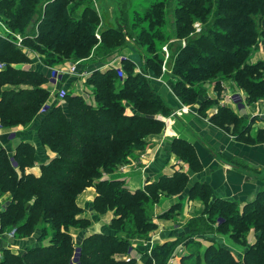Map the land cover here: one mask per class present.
Segmentation results:
<instances>
[{
  "label": "trees",
  "instance_id": "trees-1",
  "mask_svg": "<svg viewBox=\"0 0 264 264\" xmlns=\"http://www.w3.org/2000/svg\"><path fill=\"white\" fill-rule=\"evenodd\" d=\"M199 1L182 0L180 6L193 8V12L215 11L194 32L189 12L175 19L171 30L164 12L153 10L144 16H133L124 6L115 25L98 27L101 16L92 6V0H77L75 4L71 3L76 0H0V17L21 33L24 44L37 52L43 62L34 68L14 66L31 62L33 58L0 35V63H4L0 68V123L3 127L27 126L38 115L36 131L40 144L57 152L54 158L47 156V161L41 163L42 171L37 176L25 171L26 166L37 161L30 142L23 141L12 153L0 150V195L7 190L11 194V199L0 209L2 229L14 228L21 235L40 232L42 238L50 236L49 243L30 246L23 252L3 249L0 264H72L76 247L81 249L80 264L134 263L112 256L129 247L130 237H145L151 229L147 192L131 191L120 180L95 179L104 171L113 172L133 147L144 145L145 136L163 128V121L153 114L167 115L171 109L152 87L148 76L163 73V43L175 39L169 44L170 71L163 73V77L184 103L200 100V109L205 111L214 100L206 97L203 83L215 82L221 90L222 79L235 81L247 94L248 101L264 98V60L248 61L251 46L258 48L264 39V0H207L205 4ZM152 6L164 7V4L156 2ZM222 9L233 12L221 18L217 11ZM218 26H223L225 32ZM237 43L243 45L235 46ZM126 48L139 53L141 72L134 71L136 63L123 53ZM117 53L122 54V76L119 67L109 65L106 69L94 67L88 78L96 86V105L68 91L62 101L47 102L50 93L43 87L48 81L45 65L79 59H87L85 64L102 65ZM128 104L133 108L132 114L126 112ZM213 120L223 127L234 124L235 134L241 139L259 141L249 135L250 125L245 117L230 107L222 106ZM180 154L191 164H197L194 152L187 145ZM17 170H21L20 174ZM185 182L186 176L176 173L170 179L149 185L147 191L156 198L161 190L169 193L181 190ZM90 185H95L99 193L95 202L99 211L116 209L119 217L114 227L118 234H94L84 243L75 244L69 227L87 222L76 217L81 212L77 197ZM120 186L123 193H112ZM205 194L207 201L210 193ZM218 206L225 208L221 212L237 213L238 219L230 217L229 222L244 230L252 222L255 241L249 244L244 239L243 252L239 255L216 241L204 247L197 240L188 241L191 247L181 256V264H264V189L234 213L232 208H237L238 203L214 198L206 211L189 219L190 235L215 233L225 227L226 221L215 227L208 216L220 213ZM62 226L64 231L60 229ZM186 238L156 244L144 251L143 264H168Z\"/></svg>",
  "mask_w": 264,
  "mask_h": 264
},
{
  "label": "crops",
  "instance_id": "crops-1",
  "mask_svg": "<svg viewBox=\"0 0 264 264\" xmlns=\"http://www.w3.org/2000/svg\"><path fill=\"white\" fill-rule=\"evenodd\" d=\"M166 54L162 65L163 73H165L168 58V53ZM131 58L139 67L141 57L138 53L133 52ZM258 59L264 60V39L258 47L256 60ZM35 64L37 65L36 62ZM94 65L96 64H85L86 67L83 70L90 72ZM14 66L32 68L34 63L21 62ZM106 67L107 65H102L101 69H106ZM163 73L148 75L152 87L171 109L167 115H158L164 123L163 128L159 132H151L145 136V143L142 147H133L126 160L117 165L116 175L103 178V180L107 178L120 180L131 191L144 190L149 197L147 212L151 218V229L145 237H130L129 247L115 252L112 256L116 260H132L133 264H143L142 253L151 250L156 244L187 235V221L203 213L206 202L205 193H210L211 199L220 198L244 204L258 191L264 189V141L249 142L241 139L231 132L230 125L223 127L213 120V116L222 106L230 107L239 115H243L246 122L248 118L250 120L256 119V116L264 117V98L255 101L246 100V109L238 110L236 103L239 100L236 94L242 89L235 81L222 79L221 90L217 89L215 82L207 81L203 83L206 97L214 101L205 111H202L200 100L196 104L183 103L167 84ZM58 81L70 86L74 78L65 74ZM52 82L48 81L50 84ZM245 96L247 97L246 93ZM90 97L83 94L88 104L96 105L95 96H92V99ZM126 111L128 114L133 113L129 105ZM38 118L37 115L27 126L3 127L0 123V150L4 149L7 153H12L23 141L30 142L36 151L37 161L32 166L25 167V171L37 176L41 174V163L47 161V156L50 159L57 155V152L50 148L45 149L40 144L36 131ZM257 123L260 129L264 128L263 118H258ZM252 127L249 132L252 131ZM185 145L194 152L198 160L197 164H191L180 154L183 147L185 149ZM17 171L19 173L21 170ZM176 173L186 176V182L181 190L175 193L161 190L156 198L148 193L149 185L164 178L170 179ZM1 193L3 194L0 195L2 202L0 209L11 199L9 190ZM98 195L96 186L90 185L77 197L82 213L81 218L87 222L71 227L70 233L75 244L82 241L84 243L94 234H118L114 227L115 220L119 217L116 209L109 207L104 212L99 211L95 207ZM10 231V229H2L0 221V255L5 248L17 253L25 251L30 246L50 242V237L42 238L40 232H34L31 235H21L15 232L11 235ZM230 237V235L221 234L215 239L238 255L243 247L241 249V245L233 242ZM177 248L181 250H176L173 257L175 255L177 257H171L173 260L170 259L168 264H181L179 259L188 252L184 253L188 247L183 242Z\"/></svg>",
  "mask_w": 264,
  "mask_h": 264
},
{
  "label": "rangeland",
  "instance_id": "rangeland-1",
  "mask_svg": "<svg viewBox=\"0 0 264 264\" xmlns=\"http://www.w3.org/2000/svg\"><path fill=\"white\" fill-rule=\"evenodd\" d=\"M181 1L182 0H92V6L97 9L98 13L101 16V21H100L98 27H103V26H106V25H115L116 24V19L118 17H120V10L124 6H126L128 8L130 14L133 15V16L137 15V14H139L141 16H144L145 14L146 15L150 14L153 10H156L158 12L159 11L164 12L165 16H166V22H167L166 24L168 25L169 29H171L172 27L174 28V25H175L174 20L175 19H178L179 17H181V15H185L184 13L189 12L188 16L190 17V19H192L193 26L195 27V31L194 32H198L200 30V27L205 23V21L207 19H210L215 14V11L213 9L210 12L203 11V12L200 13L199 10H195L193 12V8L180 7L181 6ZM185 1L187 2L188 0H185ZM195 1H199V0H195ZM156 2L157 3L158 2H162L164 4V7H153L152 5L154 3H156ZM199 2L201 4H205V3H207V0H200ZM75 3H77V0H76V2L71 3V4H75ZM184 10H185V12H183ZM232 12H233V10L222 9V11H217V14L221 18H224L225 16L231 14ZM0 16H1V14H0ZM0 21H1L0 22V32L3 34V36L5 38L13 41L16 44L15 37H14L15 35L13 33H18L19 34L20 32L18 30H16V29L10 28L4 22L3 18H1V17H0ZM218 27H219L220 31L225 32V29H224L223 26H218ZM173 28L171 30H173ZM194 32L192 31L191 35ZM96 33L99 34L100 38H98V37L97 38L100 41V39H101L100 32L97 31ZM23 39H24V37H23ZM174 41H175V39H171L168 42L162 44V51H163V62H162V65L164 63V56H165L166 52L168 53V58H167L165 72H167L169 70L168 61L170 59V54H171L170 48H169V44L174 42ZM177 42L178 41H176L175 43H177ZM183 42H186V41L184 40ZM238 45H243V44H241V43L235 44V46H238ZM17 46L20 47L21 45L20 46L17 45ZM251 47H252V50H251L249 59L245 58V57H244V59H248V61H250L251 63H256L257 62L256 59L258 58V48L255 45L251 46ZM21 48L24 51H26L27 54L30 55L33 58V61H31V62L34 63V66L32 68L37 67L35 62L36 63H40V64L43 63L42 60H41V57L38 55V53L33 51L28 45L24 44V41H23V44H22ZM123 53L129 55L130 57L133 55V51L130 50L129 48H126ZM138 55H139V53H138ZM159 55H161V54H159ZM85 60H87V59H84V60L83 59H79V60H76V61L67 60V61H64V62H61V63H57L55 65H45L44 66L48 70V81H51V82L53 81L51 84L48 83V81L43 83V87L47 88L49 93H50L49 96H48V101H47L48 103H50L51 101H54L56 99H60L62 101V99L64 97V96H61L62 90H64L65 93L68 91L72 95H80L82 97H83V94L89 95V96H91L90 98L92 99L93 98L92 96L95 95L94 92H95L96 86L95 85L93 86L92 83H89L88 82V78H89V76L92 73V69H95L96 67L98 68L100 66V68H101L102 65L103 66L114 65V66L119 67L118 71H119L120 76L123 75V70H122V65H121L122 64V62H121L122 61V54L121 53H117V54L111 56L110 59H108V61L105 64H102V65H99V64H96V63H90V65L91 64H96V65L93 66L95 68H92L90 70V72L86 71V70H83L84 67H86L85 66V62H86ZM27 63L28 62H25L24 64H27ZM71 64L75 65L76 73H73V74L70 75V73L68 72V67ZM87 64H88V62L86 63V65ZM52 68H56V69H59L61 71V75L59 76L58 79H52L50 77ZM134 71L135 72L136 71L137 72H141V67L140 66L137 67V64H136V69ZM65 74L68 75V76H71L72 78H74V82L70 86L63 85L64 83L62 84V81H58V80H60L62 78V76L64 77ZM170 75H171V72L169 73V76ZM239 92L241 94L245 95V91L243 89H242V91L239 90ZM245 98H246V96H245ZM95 101H96V99H95ZM122 102L125 104V103H127V100L124 99ZM130 104L133 105L132 103H130ZM185 104H187V103H185ZM194 104H196V102ZM131 105H129V107H132ZM245 109H246V107L243 110H245ZM126 110H127V108H126ZM159 114H162V113L153 114V117L158 118ZM256 117H255L256 119H250L249 120V118H248V121L247 122L245 121L246 123H249L251 125V127L253 126L252 127V131L249 132V135L251 137H253L254 139H256V140L264 141V128L260 129V126H258V123H257V119L258 118H263L264 119V117L263 116H260V117L256 116ZM234 127H235L234 124L230 125V130H231V132L233 134H235V130H234L235 128ZM186 160L188 161L189 159H186ZM26 167H30V166H26ZM117 169H118V167H116L113 172H110L109 170L104 171L103 174L101 176L97 177L95 180L96 181H100V180H103L104 177H108V178L113 177L114 175H116L115 171ZM123 186L125 187V185H123ZM122 189H123L122 186L117 187L115 190H112V193H123ZM203 189H205V188H203ZM81 193H83V191ZM212 201H213V199H211L210 196L207 197V201L205 202L203 212L208 209V206L212 203ZM1 203L2 202L0 201V204ZM243 205L244 204L238 203V207L237 208L233 207L231 212L234 213V211H236V209L242 210L243 209ZM223 209H225V208H222V207L218 206V211H220V213L218 212L216 214H212V213L208 214V216L211 217L212 223H214L215 227H217L218 223L221 222V221H226L227 222L225 224V227L222 230H217L218 228H216L217 231L215 233H209V234H203V235H190L189 228L187 226V223H188V221H187L186 228H187L188 232H187V235H183V236L185 238L187 236L188 239L186 238L183 241V243L187 244V243H189V242H191L193 240H195V241L197 240L200 243V247H204L206 244H208L209 241H216V242L220 243L215 238H218V235H221V234L222 235H227V236L230 235L231 236L230 238H232L231 240L233 242L239 243L241 245V249H242V247H244V244L242 243L244 239H247V242L249 244L253 243L255 241V233H254V227L252 225V222H250L251 226H248L249 229L247 228L248 230L247 229L244 230V227L239 226L236 223L229 222V220L231 218L232 219H238L237 218V216H238L237 213H234V215H230L228 213L221 212ZM81 214H82L81 212L77 213L76 217L81 218ZM71 227L72 226L69 227V232L71 231ZM73 227H75V226H73ZM60 229H61V231L65 230V228L63 226ZM49 231H51L50 228H49ZM233 235H235L236 237L233 238L232 237ZM47 236H49V235H47ZM189 245L187 244V247ZM190 247L191 246H189L187 248V250L184 251V253L186 251H188V249H190ZM180 248L179 249L177 248V249L181 250ZM242 252H243V250L241 251V253ZM241 253H239V254H241ZM176 257H177V255H175L173 258H176ZM173 258L171 259V261L173 260ZM179 261H180V259H179ZM175 263H176V261H175Z\"/></svg>",
  "mask_w": 264,
  "mask_h": 264
},
{
  "label": "built area",
  "instance_id": "built-area-1",
  "mask_svg": "<svg viewBox=\"0 0 264 264\" xmlns=\"http://www.w3.org/2000/svg\"><path fill=\"white\" fill-rule=\"evenodd\" d=\"M13 34L15 35L14 37H15L16 44L19 45V46L20 45L22 46V44H23V36L21 35V33H19V34L18 33H13ZM1 35H3V34L1 33ZM96 36L98 38H100L99 34H97V33H96ZM3 65H4V63H0V68L3 67ZM68 72L70 74L76 73L75 65L71 64L68 67ZM60 75H61V71L59 69H56V68H52L51 69L50 77L52 79H58ZM64 95H65V91L62 90L61 96H64ZM236 96H237V99L239 100V102L236 103V108L238 110H243L246 107V105H247L245 95L241 94L240 92H237ZM10 233H11V235L14 234L15 233V229L14 228L11 229ZM80 255H81V249H80V247H76L74 255L72 257V264H80V261H79L80 260Z\"/></svg>",
  "mask_w": 264,
  "mask_h": 264
}]
</instances>
